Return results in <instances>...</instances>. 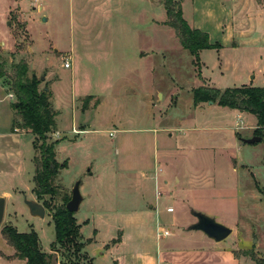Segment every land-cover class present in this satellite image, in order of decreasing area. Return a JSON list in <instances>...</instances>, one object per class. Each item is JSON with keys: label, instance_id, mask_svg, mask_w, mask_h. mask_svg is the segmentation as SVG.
Listing matches in <instances>:
<instances>
[{"label": "rangeland", "instance_id": "1", "mask_svg": "<svg viewBox=\"0 0 264 264\" xmlns=\"http://www.w3.org/2000/svg\"><path fill=\"white\" fill-rule=\"evenodd\" d=\"M180 2L188 22L220 43L200 49L198 59L164 22L162 0L142 13L137 1V10L117 13L115 0H0L6 68L24 56L29 72L44 75L39 87L49 88L58 110L50 138L59 140L57 158L66 165L56 182L70 193L81 179L74 216L84 264H256L250 250L264 258V142L239 139L253 134L247 126L256 117L192 97L200 84L264 86V0ZM13 30L24 44L14 55ZM133 40L145 52L140 59ZM119 43L126 56L117 55ZM14 98L0 78V191H7L0 229L9 222L34 229L49 264H66L60 245L51 249L50 211L34 215L28 205L41 202L32 190L34 134L11 130ZM238 117L246 127H235ZM142 171H156L157 183L136 185ZM192 210L232 231L215 241L189 228ZM159 227L169 234L158 237ZM13 253L0 231V264H25Z\"/></svg>", "mask_w": 264, "mask_h": 264}, {"label": "trees", "instance_id": "2", "mask_svg": "<svg viewBox=\"0 0 264 264\" xmlns=\"http://www.w3.org/2000/svg\"><path fill=\"white\" fill-rule=\"evenodd\" d=\"M166 18L164 22L174 29L181 45L188 49L198 59V51L206 47H218V41L212 42L207 31L192 26L183 15L180 0H162ZM10 20L15 19L16 26L23 23L17 18V13L10 10ZM15 36L14 55L23 49L21 40ZM0 46V78L7 92L14 94L12 101L14 109L11 129L26 128L33 132L32 144L35 150L33 193L41 201L45 210L48 209L54 222L55 239L52 250L62 248L61 254L66 264H84L87 255L82 252L84 241L81 240L80 224L77 223L74 211L66 207L70 193L64 191L56 182L59 170L66 161L57 158L56 146L58 139H51L50 133L56 129L58 110L53 106L51 94L47 86L39 87L41 78L35 72H29L28 61L21 56L10 64L9 69L1 58ZM91 95H87L89 97ZM193 103L211 99L217 104L249 111L256 117L253 134L261 136L264 142V86L242 84L219 88L213 85L200 84L192 89ZM3 238L14 249V256L22 258L25 264H49L51 252L42 248L40 239L34 229L20 231L12 223H4L0 229ZM57 245H60V247ZM256 264H264V258L253 250L247 251ZM90 263V258L87 264ZM115 264V263H114Z\"/></svg>", "mask_w": 264, "mask_h": 264}, {"label": "water", "instance_id": "3", "mask_svg": "<svg viewBox=\"0 0 264 264\" xmlns=\"http://www.w3.org/2000/svg\"><path fill=\"white\" fill-rule=\"evenodd\" d=\"M43 77L44 75L41 76V78ZM210 101L212 100L209 99V102ZM260 139L261 136L257 134H252L248 137L242 138V140L246 142H255ZM80 183H81V179L78 178L73 183L70 189V198L66 202V207L71 211H76L80 205V202L83 199V195L80 191ZM28 205L31 213H33L34 215H44L45 207L41 202L35 199H30L28 200ZM4 206H5V197L3 195H0V224L4 216ZM191 212L196 217V219L189 225V228L200 229L207 236H209L210 238L216 241L223 239L232 231V228L229 225L217 220L215 217L203 211L192 210Z\"/></svg>", "mask_w": 264, "mask_h": 264}, {"label": "crops", "instance_id": "4", "mask_svg": "<svg viewBox=\"0 0 264 264\" xmlns=\"http://www.w3.org/2000/svg\"><path fill=\"white\" fill-rule=\"evenodd\" d=\"M137 1V6H138V11H139V13H142V12H144L146 9L149 11V9H150V7H151V4H152V2H153V0H115V11L117 12V13H120V12H123V10H129V8L130 7H132V10L134 11L136 8H135V6H136V4H135V2ZM159 2V1H158ZM135 8V9H134ZM136 9V10H137ZM183 10V9H182ZM10 21V20H9ZM197 27V26H196ZM130 26L129 25H127V31H130ZM133 28H134V26H133ZM132 28V30H134ZM123 44H125V43H119V47H118V52H117V55L119 56V57H123V56H126V53H125V51L123 50L124 49V47H123ZM130 46V45H129ZM131 46H132V56H133V58L135 57L136 58V55H137V57L140 59L141 57H142V53H145L144 51H140L139 49L138 50H136V47H135V43H134V40L133 41H131ZM71 64H70V62H69V66H70ZM133 70H134V67H133ZM3 84V83H2ZM4 85V84H3ZM9 93H11V92H7V94H9ZM10 96V95H9ZM200 102H198L196 105H198ZM100 103L98 102L97 104H96V107L99 105ZM234 109H237V108H234ZM237 110H239V109H237ZM239 111H244V110H239ZM13 113H14V111L11 113V117H10V126H11V120H12V117H13ZM255 122L256 121H254V122H252L249 126H247V127H250V126H252V127H254L255 126ZM86 126H83V127H81L80 129L81 130H89L90 128H85ZM235 127L236 128H243V127H246L244 124H243V120H242V118L241 117H238L237 118V120H236V122H235ZM11 128V127H10ZM12 130V129H11ZM13 132H17V131H19V128H15L14 130H12ZM244 136H240V134H239V139L241 140V141H243L242 140V138H243ZM149 179H153L154 180V183L156 184L157 183V181H158V177H157V174H156V171L154 172V174H148V173H146V172H144V171H142L141 173H140V177L138 178V177H134V181H135V183H136V185H140V184H143V183H146L147 181L146 180H149ZM177 180H180L179 179V177L177 178ZM161 181L163 182V183H166L168 180H167V178L166 177H162L161 178ZM7 193V191L6 190H1L0 191V194H6ZM34 198H35V195H34ZM152 206V204H150V207ZM195 219H196V217H195ZM193 221H195V220H193ZM164 229H166V228H164ZM203 232V231H202ZM204 233V232H203ZM157 236L158 237H161V236H165L166 234H163L162 233V230H161V228L159 227L158 228V230H157ZM167 234H169V232L167 233ZM205 234V233H204ZM209 237V236H208ZM210 238V237H209ZM214 240V239H213ZM216 241V240H215ZM157 260H158V258H157Z\"/></svg>", "mask_w": 264, "mask_h": 264}, {"label": "built area", "instance_id": "5", "mask_svg": "<svg viewBox=\"0 0 264 264\" xmlns=\"http://www.w3.org/2000/svg\"><path fill=\"white\" fill-rule=\"evenodd\" d=\"M64 65H65V66H69V61H68V60H65V61H64ZM9 95L12 96L13 94H12V93H9ZM109 134H112V132L110 131ZM168 232H169L168 229H163V230H162V233H163V234H167Z\"/></svg>", "mask_w": 264, "mask_h": 264}]
</instances>
